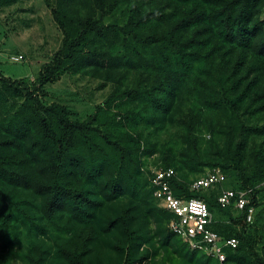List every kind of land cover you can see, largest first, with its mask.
<instances>
[{"label": "trees", "instance_id": "trees-1", "mask_svg": "<svg viewBox=\"0 0 264 264\" xmlns=\"http://www.w3.org/2000/svg\"><path fill=\"white\" fill-rule=\"evenodd\" d=\"M11 1L15 0H0V5ZM121 1L88 0L100 10L97 18L91 14L71 18L58 4L52 13L62 30V42L38 71L36 81L0 75V106L9 97H22L0 123V231L12 234L5 247L26 238L21 257L31 264H45L54 249L43 245L42 239L55 231L62 241L55 238L56 255L67 264H90L85 255L94 211L103 198L116 199L128 190L133 199L103 228L107 232L116 225L123 227L124 242L115 247L123 253L121 264H157L151 260L153 252L139 254L149 242L144 221L150 215H157L162 223L156 228L159 247L174 244L171 258L176 261L171 264H193L197 253L207 262L221 264L190 249L169 230L173 215L157 205L149 181L152 172L141 158L153 148L144 149L141 134L135 131L142 123L163 122L175 95H183L190 78L196 86L188 85L187 91L201 92L204 123L223 124L228 135L236 133V145L232 147L228 138L222 149L204 160H198L195 147L193 160L188 154L178 165L165 161L161 167L175 171L170 179L175 196L202 199L215 216L210 227L224 238L238 240L236 247L224 248L222 264H264V186L260 185L264 149L253 152L248 172L243 164L246 138L264 135V118L253 124L242 120L245 114L264 113V0H125L126 22L103 23L102 17ZM135 60L143 69L139 77L144 76L121 88L124 76L119 69L129 68ZM83 72L96 77L105 72V80L114 86L84 120L72 119L70 110L58 102L46 106L40 102L46 93L39 87L65 73ZM181 116L191 141L203 116L193 108ZM202 165L207 169L198 176L187 179L182 173ZM215 169L224 174V181L207 189H190L192 181ZM226 189L235 197L248 191L249 202L240 210L232 202L221 206L217 198ZM261 204L247 222L248 207L256 211Z\"/></svg>", "mask_w": 264, "mask_h": 264}, {"label": "rangeland", "instance_id": "rangeland-1", "mask_svg": "<svg viewBox=\"0 0 264 264\" xmlns=\"http://www.w3.org/2000/svg\"><path fill=\"white\" fill-rule=\"evenodd\" d=\"M58 4L62 5L63 10L69 11V17L71 18H79L80 16H85V14H91L94 18H97L101 13L88 0H15L0 5L1 76L7 77L10 80L36 81L38 71L42 69L45 63L51 60L52 55L62 42V30L52 13V10ZM262 11L264 12V10ZM127 12L128 6L126 1L123 0L118 2L117 6L110 13L103 16L102 21L106 24L116 22L118 25H123L126 22ZM119 70L124 76L121 88L133 83L134 79H142L144 76L139 77V72L143 71V69L138 67L137 60L133 61V65H129V68L123 67V69ZM93 73L97 74L95 71ZM104 75H106L105 72H102L99 77L85 72L77 74L65 73L54 83H47L39 87V90L46 93L39 100L45 106L53 101L65 105L70 110V117L72 119L84 120L93 112L95 106L100 104L113 90L114 86L112 82L105 80ZM188 85L189 87H193L196 86V83L192 79L190 80V78L187 80L184 84L186 88L181 90L184 91L183 95L181 92L175 95L169 112L164 116L163 122L158 123L159 125L157 126H148L142 123L135 130L136 133L140 132L141 134L144 149L146 146L148 147L147 149L153 148L152 152L142 154L143 156L141 157L151 171L162 168L161 165L165 161H168L172 166L178 165L188 154L190 155V159L193 160V150H195V147L197 149L198 160H204L213 157L212 155L215 154V150L222 149L228 138H230V145L232 147L236 145V133L228 135V128L223 124L214 123L216 121L215 118L214 124L208 125L204 123L205 114L201 107L203 99L198 96L201 92L197 94L192 93L193 91L191 90V92H188ZM197 99L198 104L196 103ZM21 101L22 97H9L7 102L3 106H0V123H2L4 118L12 114ZM192 108L194 112H199L203 117L196 123L195 135L193 138L191 137L192 140L188 141L189 135L185 131L186 125L180 121V118L183 113ZM263 118L264 113L242 115V120L249 124L261 122ZM245 143L243 164L245 166L244 171L248 172L252 164L253 152L256 149H264V135H248ZM195 169L191 172L189 168H185L182 170V173L186 174L187 179H190L202 174L207 168L205 165H202L201 167L197 166ZM232 179L235 180L236 176L233 175ZM226 184L230 186L228 180H226ZM260 185L264 186V180H262ZM101 195L99 194V196ZM130 199H133V197L126 190L123 195L116 199L103 198L102 205L94 211L93 220L89 224L93 232L92 239L87 244L88 251L85 255L86 261L90 264L122 263L123 253L115 247L124 242L125 234L123 227L116 225L107 232L103 228L105 223L121 213L123 206ZM262 204L264 205V199ZM262 204L254 211L255 214L259 212L263 206ZM157 217V215H150L148 222L144 221V223H147L146 229L148 231L149 242L141 247L139 254L151 251L153 252L151 260H154L157 264L175 263L176 259L171 258L174 256L172 250L174 244H170L167 247H159L156 228L162 223L159 222ZM213 220L215 219L213 218ZM0 234V263L2 259L6 258L5 264H31L20 255V253L24 254L23 251L26 249V238H23L20 243L13 245L12 248H8L5 247V243L12 234L8 231H0ZM57 234L54 231L49 236L41 238L43 245L54 249V253L48 256L45 264H67L62 257L55 254V249H57V240L55 238ZM21 237L24 236L21 235ZM57 239L59 240L58 243L62 242L60 236ZM77 247L80 248V245ZM258 247L257 249L260 251ZM53 249L51 250L53 251ZM17 253H19V256ZM202 261H205L204 264L215 263L212 261L207 262L199 253L193 256V264H202Z\"/></svg>", "mask_w": 264, "mask_h": 264}, {"label": "built area", "instance_id": "built-area-1", "mask_svg": "<svg viewBox=\"0 0 264 264\" xmlns=\"http://www.w3.org/2000/svg\"><path fill=\"white\" fill-rule=\"evenodd\" d=\"M149 177L150 186L153 188V196L158 206L172 213L168 222V228L185 242L190 249L199 250L216 259L219 263L225 262V247H236L238 240L235 237L224 238L216 233L210 226L213 223V214L207 204L200 198H180L173 194L170 179L175 175L172 168H160L153 170ZM225 180L224 174L215 169L207 172L190 184V189H207ZM248 191L235 192L229 189L222 190L218 195L221 206H227L231 202L237 209H243L249 202ZM254 207H248L246 221L251 222L254 215Z\"/></svg>", "mask_w": 264, "mask_h": 264}]
</instances>
